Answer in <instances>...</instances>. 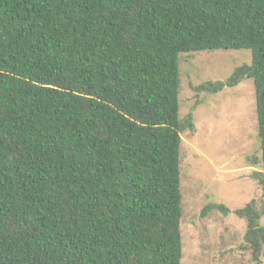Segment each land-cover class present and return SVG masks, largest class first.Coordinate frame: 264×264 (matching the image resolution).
I'll return each mask as SVG.
<instances>
[{
    "label": "trees",
    "instance_id": "1",
    "mask_svg": "<svg viewBox=\"0 0 264 264\" xmlns=\"http://www.w3.org/2000/svg\"><path fill=\"white\" fill-rule=\"evenodd\" d=\"M219 50L251 62L193 90L253 81L264 191V0H0V264H182L178 59Z\"/></svg>",
    "mask_w": 264,
    "mask_h": 264
},
{
    "label": "rangeland",
    "instance_id": "2",
    "mask_svg": "<svg viewBox=\"0 0 264 264\" xmlns=\"http://www.w3.org/2000/svg\"><path fill=\"white\" fill-rule=\"evenodd\" d=\"M250 62L248 50L179 55L180 116L193 109L195 129L181 136L182 264H255L244 241L246 223L233 214L251 201L264 207V191L252 176L261 169L251 166L259 155L253 81L244 79L217 94L193 90L224 81ZM208 205H223L230 213L204 212Z\"/></svg>",
    "mask_w": 264,
    "mask_h": 264
}]
</instances>
